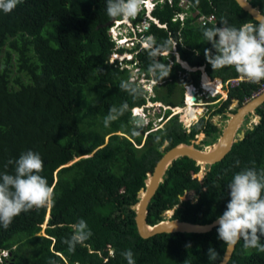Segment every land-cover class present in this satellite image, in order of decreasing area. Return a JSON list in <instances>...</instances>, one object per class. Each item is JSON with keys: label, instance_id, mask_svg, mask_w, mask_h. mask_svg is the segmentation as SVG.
<instances>
[{"label": "trees", "instance_id": "trees-1", "mask_svg": "<svg viewBox=\"0 0 264 264\" xmlns=\"http://www.w3.org/2000/svg\"><path fill=\"white\" fill-rule=\"evenodd\" d=\"M249 1L264 13V0ZM181 10L186 11L184 18L173 19ZM196 10L212 13L215 23L202 24L192 14ZM151 15L160 24L148 19L137 35L152 36L157 43L171 35L177 41L170 55L159 57L165 64L173 60L172 71L153 85L150 96L171 105L182 104L183 84H198L200 78V69L183 67L175 51L192 66L205 64L217 75L214 80L236 76L234 67L214 70L208 63L205 49L213 54L215 49L203 30L222 27L221 17L236 27L259 24L235 0H187L186 6L163 0L156 2ZM141 17L142 12L132 21ZM109 19L106 0H22L11 13L0 10V175L14 174V162L31 150L41 155V175L55 192L51 206L21 213L7 229L0 226V264H127L121 253L129 249L136 264H217L224 253L218 224L205 232L147 237L137 230L132 205L162 153L176 143L191 142L200 132L204 136L196 146L203 148L218 138L221 128L202 115L187 130L173 114L161 126L150 129L149 122L134 135L130 111L105 127L111 106L128 102L131 108L147 100L144 88V96L136 101L120 89L121 80L130 77L127 62L136 60L146 74L151 62L139 41L131 48L117 46L110 24H105ZM125 49L135 52L133 59L111 60L113 52ZM260 83L240 81L229 95L241 104ZM227 107L223 100L211 113L226 115ZM254 115L257 121L250 122L223 158L207 163L200 178L194 175L200 169L194 159L182 155L172 160L148 205V223L163 219L168 209H173L172 218L202 223L225 212L233 175L245 167L264 168V101ZM189 190L194 198H181ZM81 219L93 235L69 252L64 243L72 235L69 226ZM243 245L241 239L226 264H264V253ZM209 248L217 251L215 260L209 259Z\"/></svg>", "mask_w": 264, "mask_h": 264}, {"label": "clouds", "instance_id": "clouds-1", "mask_svg": "<svg viewBox=\"0 0 264 264\" xmlns=\"http://www.w3.org/2000/svg\"><path fill=\"white\" fill-rule=\"evenodd\" d=\"M149 1L153 3H148V0H106L107 15L113 19L108 29L111 37L119 46L126 47L128 44L125 45L121 43H125L128 40H137L133 45L138 41L141 42V45H143V48L147 51L149 60L151 61L147 69L149 74L141 70L136 64V60L127 62V65H130V77L127 80H121L119 87L122 91L127 92L128 95L132 97L133 101L144 96V89L148 94L150 87L153 91L151 95H153V85L158 82H163V80L170 75L173 60L170 59V63L165 64L161 62L159 57L170 55L177 46V41L171 35L160 43H157L152 36L143 37L142 35H137L138 31H141L148 25V19H151L156 25L160 24L157 19L151 15V10L156 2L163 0ZM21 2L22 0H0V10L4 13H11ZM140 12H142L141 19L133 22L132 19L137 17ZM126 20L128 34L116 35L115 37L110 28L114 22H117V24H125ZM144 21H146L147 24L145 23L141 27V23ZM221 24L223 25L222 27H206L203 30L204 39L210 42L212 48L215 49V54H213L211 49H205V56L208 63L211 64L214 70L234 67L241 78L250 83L258 84L264 81V22L259 24L248 22L240 27H236L230 25L226 18L221 17ZM129 31H131V33H129ZM134 53V51L128 49L122 52L115 51L112 53L111 60L114 61L116 58L120 59V55L123 57V59H120L121 61L124 59L131 60L134 57ZM175 59L186 69L192 70L196 67L200 69L199 83L195 84L190 82L198 85L200 88H202L203 72L201 66L208 72L210 79L214 78L205 64L192 66L187 62L191 67L188 68L182 64L184 59L180 57L178 51H175ZM133 68H135V70L131 71ZM179 74L184 75L181 71H179ZM221 78L222 77H220V80ZM190 83L183 84L182 104H167L162 100L151 99V95H149L145 103L133 105L131 108L128 102H124L119 107L113 105L110 107L108 115L104 118V126L109 127L112 122L118 120L120 117L124 116L126 112L130 111L132 115L129 123L132 125L133 134L138 135L139 133L137 130L144 128L149 122L150 129H155L161 126L163 122L155 127L157 125L156 123H160L165 117L167 119L173 114H178L180 118L181 111H175L173 113L172 111L175 107H182L184 104H187L184 100L187 95L185 85ZM261 91H258L256 94ZM216 93L223 94L221 90H217ZM214 95L210 96L211 100L218 98L219 94L215 97ZM227 95L230 98L234 97L230 96L228 91V93L225 92V94H223V100H227ZM254 95L251 94L249 98ZM248 99H244L242 103ZM234 100H236L235 105L237 102V106L242 104H239L238 98L234 97ZM221 101L212 103L211 105L216 107L218 103L220 105ZM147 103H158L160 107L164 105L165 112L159 110V112L154 115L148 112L149 105ZM234 107L235 106L231 105L229 109L232 110ZM167 109H170L169 113ZM236 109L237 107L231 112ZM255 116L257 117V115ZM181 121L184 123L182 119ZM10 163L12 162L10 161ZM14 163V174L4 173L0 175V226L4 229H7L21 213L28 212L34 208L39 209L51 206L55 199L54 186H50L47 178L41 175L44 170V162L40 154L29 150L22 153ZM239 163V161H236L237 166H239ZM227 187L230 190V201L227 204L225 212L217 221L219 225L217 229L218 238L229 248L234 247L243 239V246L245 249L254 248L264 253V243H261V237L264 236V168L257 171L254 166L245 167L243 170L233 175ZM69 227L72 229V235L70 238L65 239L64 243L68 245L69 252H74L76 246H84L85 242L90 239L93 233L87 222L83 219ZM108 250L109 254L113 253L111 247H109ZM4 252L3 250L2 256H4ZM207 254L210 260H215L218 255L214 248H209ZM121 255L127 260V264H136L131 249L122 252Z\"/></svg>", "mask_w": 264, "mask_h": 264}, {"label": "water", "instance_id": "water-1", "mask_svg": "<svg viewBox=\"0 0 264 264\" xmlns=\"http://www.w3.org/2000/svg\"><path fill=\"white\" fill-rule=\"evenodd\" d=\"M235 1L241 8L248 11L251 16L259 23L264 22V13L260 10L259 5H253L249 0ZM112 21L113 19L111 18L107 20L105 24H110ZM193 69H197V67ZM263 101L264 90L249 98L247 101L238 106L235 111L231 112L229 117L227 118L226 123L221 128V132L218 138L214 141L216 142V146L212 150H206V148L209 147L211 143L208 144L205 148H199L196 146V143L198 142H194V139L189 143H176L162 153V155L156 161L153 169L147 172L145 184L138 191V200L132 205L135 210L134 219L136 227L141 236L147 237L157 232L170 231L205 232L212 229L213 226L218 224L217 221L221 215L217 216L209 222L204 223L172 218L169 216L167 218L165 217L161 220H158L154 224H150L148 223L146 218L148 215V205L151 201L152 196L154 195V193H156L159 183L163 180L168 165L171 164L174 158L186 155L194 159L197 163L201 162L208 164L220 160L230 150L232 143L238 138H242L244 136L245 129L241 128L242 121ZM171 211L173 212V209H171ZM50 215L51 214L49 211L46 222H48ZM234 247L229 248L226 245L224 253L217 264H226L234 250Z\"/></svg>", "mask_w": 264, "mask_h": 264}, {"label": "rangeland", "instance_id": "rangeland-1", "mask_svg": "<svg viewBox=\"0 0 264 264\" xmlns=\"http://www.w3.org/2000/svg\"><path fill=\"white\" fill-rule=\"evenodd\" d=\"M127 20L125 21V24L124 23H121V24H117V22H114V24L112 25V27L110 28L111 29V32L113 33V35L116 37V35H123V34H128L127 32H128V25H126L127 23ZM146 23V21H144V22H142L141 23V27H142V25L143 24H145ZM147 24V23H146ZM137 40H128L127 42H125V43H121V44H128V45H126V47H128V48H130V47H132V46H134L133 44H134V42H136ZM117 46H119V45H117ZM129 52V51H128ZM125 53V52H124ZM125 55V54H124ZM128 55V54H127ZM120 59H123V57L120 55V57H119ZM124 61V60H123ZM130 66V65H129ZM133 70H135V68H133V69H131V71H133ZM204 74V73H203ZM148 87H150V86H148ZM211 89L213 90V87L211 86ZM215 91H216V89H215ZM153 93V91L151 90V87H150V90H149V92H148V94H147V97L149 96V95H151ZM225 93V92H224ZM219 94V95H218ZM218 95V98H219V101H221V100H223L224 98H223V94H221V93H216L215 95H214V97L215 96H217ZM218 98H216V99H218ZM227 101H228V108H227V110L225 111V113H226V115H214V116H212V114L211 113H207V109L206 108H204L203 109V111H201L202 112V114H206V117L207 118H213V119H216L217 121H218V126L220 127V128H222L223 126H224V124L226 123V121H227V118L229 117V115H230V113H231V111L232 110H234L235 109V107H238L237 105H238V102L236 103V105H235V102H236V100H234V102L232 103L231 102V100L232 99H234V97L233 98H230V97H228V95H227ZM205 99V98H204ZM215 99V100H216ZM207 100H210L211 102L208 104V105H211L213 102H214V100H211V97H209ZM179 103H182V101H179ZM189 103V102H188ZM148 104V103H147ZM149 105V108H148V112H150V113H152V114H154V115H156L158 112H159V110H161V111H164L165 112V107H164V105L163 106H159L158 105V103H149L148 104ZM151 105H153V106H151ZM192 105H193V102H192ZM231 105H233V106H235L232 110L231 109H229V107L231 106ZM184 106H186V105H184ZM183 106V107H184ZM212 106V105H211ZM197 108H200L199 106H196ZM200 110H201V108H200ZM201 114V115H202ZM154 117V116H153ZM180 118L182 119V120H184V122H186V119L183 117V112L180 114ZM179 118V119H180ZM158 119V118H157ZM165 119H166V117L164 118V119H162V121H160V123L159 122H157L156 124V126L155 127H157V126H159L162 122H164L165 121ZM180 119V120H181ZM251 121H257V117L254 115V112H250L249 113V115H247L246 116V118H245V120H243L242 121V123H241V128H243V129H245L249 124H250V122ZM184 125H185V123H184ZM121 132V131H120ZM127 135V134H126ZM204 136V134H203V132H200L199 134H198V137L195 139V141L194 142H199L200 141V139L202 138ZM145 137V135L143 136V138ZM107 140V139H106ZM212 144V143H211ZM208 145V144H207ZM207 145L206 146H204V148L205 147H207ZM79 159V158H78ZM198 163H200V169L196 172V173H194V175H197L199 178L203 175V173H204V171L208 168V165H207V163H201V162H198ZM181 198H194V195H193V192L192 191H185L182 195H181ZM172 214V211L171 210H166L165 211V213H164V215H165V217L167 218V217H169L170 215ZM48 215V214H47ZM164 217V218H165ZM44 228H46V222H45V224L43 225V230H42V232L41 233H44ZM112 251V250H111Z\"/></svg>", "mask_w": 264, "mask_h": 264}, {"label": "built area", "instance_id": "built-area-1", "mask_svg": "<svg viewBox=\"0 0 264 264\" xmlns=\"http://www.w3.org/2000/svg\"><path fill=\"white\" fill-rule=\"evenodd\" d=\"M168 2H170L171 0H167ZM148 3L152 4V1L148 0ZM187 0H178V4L179 5H184L186 6ZM186 14L185 10H181L177 13L174 14L173 19L178 17L180 20H182L184 18ZM192 14L194 15V17L199 20L202 24H206L208 22H213L215 23V17L213 16L212 13H208V14H204L201 13L199 10H196L194 12H192ZM245 79L241 78L240 74L236 75V76H232V77H228L226 79L221 78V82H220V87L223 88L225 90L226 93H228L229 89L235 85H237L240 81H244ZM187 91L186 94L189 90V88L191 87L192 93L189 95H186L185 97V102L187 103V101L189 99H191L192 96V102L193 105L199 106L201 108V110L197 113V115L195 117H193L191 120L184 122L185 126L187 127V130H189L190 125L197 121L198 118L201 116L203 109L206 108L207 109V113H211V110H213L215 108V106H209L208 104L211 102L210 100H207L211 95H214L216 93V91L211 90V88H204L203 84H202V88H200L198 85H195L193 83L190 84H186L185 85ZM264 90V82L260 83V86L258 88V90L254 91L252 93V95L256 94L258 91ZM220 91V90H219ZM250 96H246L244 99H248ZM205 98V99H204ZM219 102V98L218 99H214V102ZM219 105V103H218ZM175 112V108H173L172 113ZM212 116L214 115H220V114H213L211 113ZM205 115L206 114H202ZM212 120H215V122L217 121L216 119L211 118ZM184 121V120H183ZM217 126H218V121H217ZM8 252L5 251L4 255H7Z\"/></svg>", "mask_w": 264, "mask_h": 264}, {"label": "bare ground", "instance_id": "bare-ground-1", "mask_svg": "<svg viewBox=\"0 0 264 264\" xmlns=\"http://www.w3.org/2000/svg\"><path fill=\"white\" fill-rule=\"evenodd\" d=\"M182 64L188 68H191L189 66V64L186 61H182ZM203 72H202V84L204 86V88H211V86L213 87V91L216 90H221L223 94H225L224 90L220 87V82L221 80H214V79H210L208 72L202 67ZM204 73V74H203ZM212 90V89H211ZM192 90L191 87L189 88L187 95L191 94ZM192 96L191 99H189L187 101V104H184L186 106H182V107H175V111H181L183 112V117L186 119V121L191 120L193 117H195L197 115V113L200 111V108L195 107L194 105H192ZM189 102V103H188ZM138 110V108H137ZM216 146V142L212 143L209 147L206 148V150H212L214 147Z\"/></svg>", "mask_w": 264, "mask_h": 264}, {"label": "crops", "instance_id": "crops-1", "mask_svg": "<svg viewBox=\"0 0 264 264\" xmlns=\"http://www.w3.org/2000/svg\"><path fill=\"white\" fill-rule=\"evenodd\" d=\"M183 61H186V62H188L187 60H183ZM201 67H203V66H201ZM217 75H214V78L216 77Z\"/></svg>", "mask_w": 264, "mask_h": 264}]
</instances>
